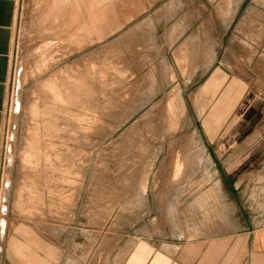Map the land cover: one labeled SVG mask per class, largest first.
I'll list each match as a JSON object with an SVG mask.
<instances>
[{
  "label": "rangeland",
  "instance_id": "1",
  "mask_svg": "<svg viewBox=\"0 0 264 264\" xmlns=\"http://www.w3.org/2000/svg\"><path fill=\"white\" fill-rule=\"evenodd\" d=\"M235 6L18 0L21 108L3 147L0 260L14 259L8 228L22 223L56 237L59 264H120L140 236L183 235L182 201L218 180L204 141L236 120L213 73L244 77L255 52L235 32ZM184 218L196 231V212Z\"/></svg>",
  "mask_w": 264,
  "mask_h": 264
},
{
  "label": "crops",
  "instance_id": "2",
  "mask_svg": "<svg viewBox=\"0 0 264 264\" xmlns=\"http://www.w3.org/2000/svg\"><path fill=\"white\" fill-rule=\"evenodd\" d=\"M234 1V18L245 19L235 32L245 34L246 48L255 52L247 57L244 77L228 82L222 69L213 73L211 82L217 91L225 87L236 120L222 123L204 141L218 180L198 189L197 202L182 201L181 219L195 211L197 229L190 231V223L182 221L187 230L180 237L140 236L120 264H264V0L245 6L248 0ZM17 12L18 0H0V172L13 115ZM8 230L15 256L0 264H20L17 257L27 264L60 263L63 251L55 236L47 238L24 223Z\"/></svg>",
  "mask_w": 264,
  "mask_h": 264
},
{
  "label": "water",
  "instance_id": "3",
  "mask_svg": "<svg viewBox=\"0 0 264 264\" xmlns=\"http://www.w3.org/2000/svg\"><path fill=\"white\" fill-rule=\"evenodd\" d=\"M20 74H21V69H19V71H18V75H20ZM20 87H21V80H20V77L18 76L17 85H16L17 91L19 90ZM20 108H21V102H20V100L18 98V94H16V98H15V102H14V107H13L14 113L17 114L20 111ZM2 213L3 214H6L7 213V206L5 204L2 206ZM6 225H7L6 219L5 218H2L0 220V235H4L5 234Z\"/></svg>",
  "mask_w": 264,
  "mask_h": 264
}]
</instances>
